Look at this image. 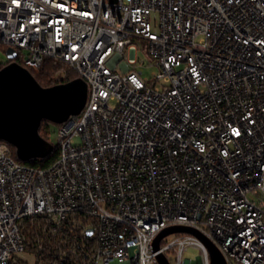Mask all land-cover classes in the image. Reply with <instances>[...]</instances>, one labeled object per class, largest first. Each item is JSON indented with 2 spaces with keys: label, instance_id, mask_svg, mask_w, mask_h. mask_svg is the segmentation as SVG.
Returning <instances> with one entry per match:
<instances>
[{
  "label": "built area",
  "instance_id": "built-area-1",
  "mask_svg": "<svg viewBox=\"0 0 264 264\" xmlns=\"http://www.w3.org/2000/svg\"><path fill=\"white\" fill-rule=\"evenodd\" d=\"M0 45L88 85L50 166L0 140V264H264V0H0Z\"/></svg>",
  "mask_w": 264,
  "mask_h": 264
},
{
  "label": "water",
  "instance_id": "water-1",
  "mask_svg": "<svg viewBox=\"0 0 264 264\" xmlns=\"http://www.w3.org/2000/svg\"><path fill=\"white\" fill-rule=\"evenodd\" d=\"M116 1V0H112ZM16 55L13 48L7 50ZM88 85L82 77L52 86H42L33 73L13 61L0 69V139L16 148L24 162L47 157L54 145L40 134L44 119L62 123L71 115L79 114L87 103ZM175 232H188L200 237L207 245L212 264H227L219 248L200 230L190 226L174 225L165 228L154 241L159 250L164 237ZM160 264H170L165 254L158 255Z\"/></svg>",
  "mask_w": 264,
  "mask_h": 264
},
{
  "label": "trees",
  "instance_id": "trees-1",
  "mask_svg": "<svg viewBox=\"0 0 264 264\" xmlns=\"http://www.w3.org/2000/svg\"><path fill=\"white\" fill-rule=\"evenodd\" d=\"M0 46L3 47L7 52L8 48L5 45H0ZM12 61H17L23 64L19 53H17V55H15L14 57H10V60L7 63L12 62ZM6 64L0 65V69ZM29 70L33 73V75L36 77L38 82L44 87L52 86L57 83L68 82L70 80H73L79 77L78 73L74 69H72L68 64L62 61H59V60L51 59V58L46 59L41 67L37 69L29 68ZM53 124L59 126L58 123H54L47 119H44L40 126V134L54 145L53 151L45 158L32 159L31 161H27L25 163H29V164H33L38 167L45 168V167L50 166L56 161V159L59 156V149H58V145H55L51 141V127ZM9 145L11 149L13 150L15 157L18 159V156L16 154V148L11 144ZM29 227H31V224H27L26 226L27 233H29L28 232ZM33 234L34 232L31 233V235ZM52 242H55V238L53 239ZM52 258L53 256L51 257V259Z\"/></svg>",
  "mask_w": 264,
  "mask_h": 264
},
{
  "label": "rangeland",
  "instance_id": "rangeland-1",
  "mask_svg": "<svg viewBox=\"0 0 264 264\" xmlns=\"http://www.w3.org/2000/svg\"><path fill=\"white\" fill-rule=\"evenodd\" d=\"M137 47L139 48L137 52V58L138 62L133 65L130 64L131 69H134L138 72H142V76L144 78H153V74L159 71V68L155 65L153 61L150 60L148 57L147 53L144 51V43L141 41L136 42ZM10 60V56L7 54L6 50L0 46V65L6 64ZM65 70V69H64ZM58 127L57 125L53 124L51 127V141L55 144L58 145ZM172 237H167L166 241L171 240ZM199 254V250L196 248H189L187 251V255L191 257H195ZM22 257L29 263V264H34L35 263V258L28 254V253H22Z\"/></svg>",
  "mask_w": 264,
  "mask_h": 264
},
{
  "label": "snow or ice",
  "instance_id": "snow-or-ice-1",
  "mask_svg": "<svg viewBox=\"0 0 264 264\" xmlns=\"http://www.w3.org/2000/svg\"><path fill=\"white\" fill-rule=\"evenodd\" d=\"M238 134V133H237Z\"/></svg>",
  "mask_w": 264,
  "mask_h": 264
}]
</instances>
